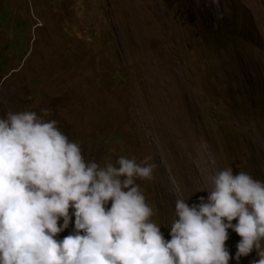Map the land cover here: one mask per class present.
Masks as SVG:
<instances>
[{"label":"rangeland","instance_id":"obj_1","mask_svg":"<svg viewBox=\"0 0 264 264\" xmlns=\"http://www.w3.org/2000/svg\"><path fill=\"white\" fill-rule=\"evenodd\" d=\"M42 108L86 162L150 157L136 183L170 239L217 171L264 181V0H0V117Z\"/></svg>","mask_w":264,"mask_h":264},{"label":"clouds","instance_id":"obj_2","mask_svg":"<svg viewBox=\"0 0 264 264\" xmlns=\"http://www.w3.org/2000/svg\"><path fill=\"white\" fill-rule=\"evenodd\" d=\"M40 111L0 117V264H239L253 250L249 264H264V181L217 171L210 189L197 190L207 197L176 199L165 239L136 183L151 178L150 157L86 162ZM229 229L241 237L234 256Z\"/></svg>","mask_w":264,"mask_h":264}]
</instances>
